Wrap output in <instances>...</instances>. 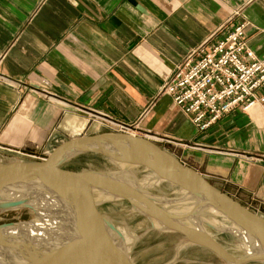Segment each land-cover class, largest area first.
I'll use <instances>...</instances> for the list:
<instances>
[{
  "label": "crops",
  "instance_id": "obj_1",
  "mask_svg": "<svg viewBox=\"0 0 264 264\" xmlns=\"http://www.w3.org/2000/svg\"><path fill=\"white\" fill-rule=\"evenodd\" d=\"M239 22L264 56V0H0V156L130 133L264 211L263 107L199 130L161 92L189 54Z\"/></svg>",
  "mask_w": 264,
  "mask_h": 264
},
{
  "label": "water",
  "instance_id": "obj_2",
  "mask_svg": "<svg viewBox=\"0 0 264 264\" xmlns=\"http://www.w3.org/2000/svg\"><path fill=\"white\" fill-rule=\"evenodd\" d=\"M110 148L126 152L147 166L165 169L173 179L195 194L202 208L226 211L234 217L233 219L250 229H259L261 232L259 234L264 237L262 215L239 203L197 170L184 164L174 154L152 140L125 132L85 134L61 142L40 161H0V211L18 208L34 209L35 204L27 201L25 197H7L11 192L32 186L59 199L65 210L74 216L76 223V236L72 242L13 264H135L114 227L106 218L107 215L98 211L97 204L88 203L87 189L92 185L110 189L129 204L137 206L139 213L149 219L151 228L160 232L184 234L191 241L197 242L192 236L184 233L187 229L186 219L192 213L187 215L184 223L162 221L159 214L157 216L153 214L151 211L153 206L141 194L140 189L111 177L112 170H87L80 173L61 171V168L77 155L98 153L107 156ZM155 219L163 222L164 227L155 228ZM6 225L11 224L0 226V234ZM3 242L5 245V241ZM211 244L206 241L200 245L210 248L230 264H242L245 259H256L250 257L234 262L229 252L219 243L214 240Z\"/></svg>",
  "mask_w": 264,
  "mask_h": 264
},
{
  "label": "bare ground",
  "instance_id": "obj_3",
  "mask_svg": "<svg viewBox=\"0 0 264 264\" xmlns=\"http://www.w3.org/2000/svg\"><path fill=\"white\" fill-rule=\"evenodd\" d=\"M107 157L108 160H111L119 168L115 170L113 168V171L110 173L111 177L124 181L129 186H134L139 182L138 178H136L138 173L145 174V179L143 178L144 180H142L143 184L138 183L135 187L140 189L141 194L153 206L151 208L153 214H156V216L159 214L163 219L162 221L184 223L187 215L192 213L186 219L187 225L185 226L187 229H185L184 233L192 236V238H196L197 244L206 243L207 241L212 245L211 242L214 241L210 237L209 232L204 230L203 225L206 224L208 228L225 231L237 238L236 247L240 260L250 257L257 260L264 259V237H261V234H259L261 233L259 229H250L243 223L233 219L234 217L226 211L202 208L195 194L179 181L173 179L161 167L147 166L134 156L116 148H110ZM93 164L91 163L90 165ZM142 185L145 187L144 189H141ZM160 188H162V191H159ZM155 189L161 193H155ZM87 193V201L90 204L98 205L99 200H125L120 195L100 185H92L87 189ZM7 197H25L27 201L33 205L35 204L34 209H32L34 218L29 222L11 226L14 229H2V234H0V264H13L23 261L62 244L72 242L75 238L76 223L74 216L68 210H65V206L59 199H55L48 193L42 192L32 186H26L19 191L11 192ZM161 204L165 205V209L160 208ZM130 210H135L139 213L137 206L131 204L129 205ZM154 226H156L155 228L164 227V223L155 219ZM118 228L116 227V232L119 231ZM118 236L130 253L133 248V245H131L133 240ZM3 241H5V245H3ZM229 255L233 258L231 254ZM233 260L234 262L237 261L234 258Z\"/></svg>",
  "mask_w": 264,
  "mask_h": 264
},
{
  "label": "built area",
  "instance_id": "obj_4",
  "mask_svg": "<svg viewBox=\"0 0 264 264\" xmlns=\"http://www.w3.org/2000/svg\"><path fill=\"white\" fill-rule=\"evenodd\" d=\"M244 27L239 22L214 44L194 50L161 87L199 130L236 109L246 111L256 103L264 109V94L255 95L264 83V56L247 46Z\"/></svg>",
  "mask_w": 264,
  "mask_h": 264
},
{
  "label": "rangeland",
  "instance_id": "obj_5",
  "mask_svg": "<svg viewBox=\"0 0 264 264\" xmlns=\"http://www.w3.org/2000/svg\"><path fill=\"white\" fill-rule=\"evenodd\" d=\"M60 143V141L48 142L45 147L35 153L19 154L15 157L10 155L8 157L0 156V161H40ZM106 157L107 156L103 154L100 155L98 153L80 154L73 157L71 161L66 163L65 166L61 168V171L65 173H80L87 170L113 171V168L114 170L119 169L117 168V165H114L112 161L108 160V157ZM90 162L94 164L90 165ZM139 174L141 173H138L136 178H138L139 184H143L142 180L145 179V174ZM144 188L145 187L142 185L141 189ZM160 189L159 191H162V188ZM159 191L156 189L154 190L155 193L160 194L161 192ZM98 203V211L107 215L106 218L112 226L114 224L113 227L115 230L116 227H119V231L117 232L118 235L123 238H129L128 240H133L131 244L133 245V248L131 249L130 255L135 264H230L210 248L197 244V242L195 243L190 241V239L188 240V237L184 234L160 232L151 228L150 221L147 217L137 213L135 210L129 211L130 204L126 200H99ZM160 208L165 209V205L161 204ZM248 208L264 217V211L260 208ZM33 218L34 212L29 208L0 211V226L11 224L6 225L3 229H14L11 226L18 225L23 222H29ZM203 226L205 228L204 230L209 232L210 237L213 240L217 241L227 252H229V254L233 256L235 260H240V257L238 256L239 252L236 247L238 240L235 236L225 231L208 228V225L206 224ZM193 239L196 240L194 237ZM242 264H264V260L249 259L243 261Z\"/></svg>",
  "mask_w": 264,
  "mask_h": 264
}]
</instances>
